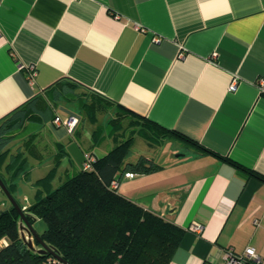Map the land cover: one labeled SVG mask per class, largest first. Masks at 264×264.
Here are the masks:
<instances>
[{
  "label": "crops",
  "instance_id": "obj_1",
  "mask_svg": "<svg viewBox=\"0 0 264 264\" xmlns=\"http://www.w3.org/2000/svg\"><path fill=\"white\" fill-rule=\"evenodd\" d=\"M62 79L104 107L94 121L60 103L79 115L74 133L49 120L8 146L7 164L19 153L30 163L16 181L21 205L81 172L88 154L142 139L136 159L162 169L123 175L118 191L186 230L170 264H225L249 247L264 263V0H0V123ZM146 122L196 144L154 143Z\"/></svg>",
  "mask_w": 264,
  "mask_h": 264
},
{
  "label": "trees",
  "instance_id": "obj_2",
  "mask_svg": "<svg viewBox=\"0 0 264 264\" xmlns=\"http://www.w3.org/2000/svg\"><path fill=\"white\" fill-rule=\"evenodd\" d=\"M60 103L76 104L94 121L104 107L98 96L62 79L47 89L45 97H35L0 123V177L13 196L16 181L27 173L30 163L19 153L7 164L8 146L22 138L30 141L36 137L45 123L58 117L54 107ZM144 126L154 143L179 138L196 144L176 131L156 128L150 122ZM133 143L130 137L102 157L88 154L95 158L92 169H84L85 158L81 172L56 189L38 193L32 205L17 201L32 226L36 218L46 224L42 232L33 228L61 260L50 252H41L43 247L37 239L33 238L34 248H29L22 236L21 216L0 189L8 201L0 209V264H170L186 230L113 187V182H119L128 172L149 175L162 169L145 156L131 160ZM55 170L37 183L51 184ZM258 177L264 180V176Z\"/></svg>",
  "mask_w": 264,
  "mask_h": 264
},
{
  "label": "built area",
  "instance_id": "obj_3",
  "mask_svg": "<svg viewBox=\"0 0 264 264\" xmlns=\"http://www.w3.org/2000/svg\"><path fill=\"white\" fill-rule=\"evenodd\" d=\"M29 74V80L31 82H34L35 77L37 76V69L32 66L28 68ZM238 84V80H234L233 83L230 86V90L234 91L236 90ZM259 85L262 90H264V80H260ZM79 118L77 116H70L69 118L63 120L60 117H57L55 119V124L57 126H64L67 128L70 134L74 133L75 128L77 127L79 123ZM95 161V158L92 155H87L86 161L84 163V169L90 170L92 169L93 163ZM125 177L128 179H133L135 177L134 173L128 172L125 174ZM119 182L115 181L113 182V187H118ZM26 209V208H25ZM191 229L195 231L198 234H201L204 227L201 224H193L191 226ZM246 261L252 262L253 264H264L260 256L256 253L254 248H247L245 253L243 255L237 256L233 252H227L225 256V264H244Z\"/></svg>",
  "mask_w": 264,
  "mask_h": 264
},
{
  "label": "water",
  "instance_id": "obj_4",
  "mask_svg": "<svg viewBox=\"0 0 264 264\" xmlns=\"http://www.w3.org/2000/svg\"><path fill=\"white\" fill-rule=\"evenodd\" d=\"M0 189L3 191L5 196L8 198L9 202L12 204V206L18 211L19 215L21 216V219H22L21 232H22L23 238L27 241L29 248H34L33 238L37 239L43 247L41 252H50L57 259L61 260V258H59V256L56 255V253L46 243H44L41 240L38 233L35 231L33 226L30 224L28 220V214L23 211V209L18 204L15 197L11 194V192L9 191L8 187L6 186V184L4 183L1 177H0ZM26 233L28 237H26Z\"/></svg>",
  "mask_w": 264,
  "mask_h": 264
},
{
  "label": "rangeland",
  "instance_id": "obj_5",
  "mask_svg": "<svg viewBox=\"0 0 264 264\" xmlns=\"http://www.w3.org/2000/svg\"><path fill=\"white\" fill-rule=\"evenodd\" d=\"M58 110H57V112L59 113V114H61L62 116H64V117H69V116H77L78 118H79V115L78 114H76L75 112L73 113V112H71V111H69V110H66L65 108H63L62 106H58V108H57ZM109 116H110V114H99V120H100V125L99 126H102L103 125V128H104V125H106V123H107V121L109 120ZM128 139V138H127ZM108 143V145L110 144V145H113L112 144V141L110 140V141H107ZM146 147V143H145V141L144 140H142V139H138V141L135 143V145H134V147H133V155H132V157L130 158L131 160H134V159H136V156L138 155V153L142 150L141 148L142 147ZM98 153H99V151H97ZM39 175V174H38ZM0 197L1 198H3L4 200H6L5 199V197H4V195L2 194V193H0ZM6 202V204H8V201L6 200L5 201ZM5 206V205H4ZM3 208V206H2V204H1V202H0V209H2ZM36 228L39 230V231H44V229H46V224L44 223V222H41V221H38L37 223H36ZM27 234V233H26ZM26 237H28V236H26ZM33 242H34V239H33Z\"/></svg>",
  "mask_w": 264,
  "mask_h": 264
}]
</instances>
